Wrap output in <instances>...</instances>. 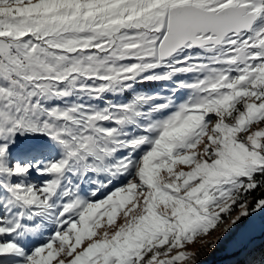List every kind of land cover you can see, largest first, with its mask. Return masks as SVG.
<instances>
[{
    "label": "snow or ice",
    "instance_id": "6c2138e0",
    "mask_svg": "<svg viewBox=\"0 0 264 264\" xmlns=\"http://www.w3.org/2000/svg\"><path fill=\"white\" fill-rule=\"evenodd\" d=\"M264 264V0H0V264Z\"/></svg>",
    "mask_w": 264,
    "mask_h": 264
},
{
    "label": "trees",
    "instance_id": "16d2710c",
    "mask_svg": "<svg viewBox=\"0 0 264 264\" xmlns=\"http://www.w3.org/2000/svg\"><path fill=\"white\" fill-rule=\"evenodd\" d=\"M205 261V264H223L224 260L226 259V251L222 246L217 252L212 255L211 257L202 258Z\"/></svg>",
    "mask_w": 264,
    "mask_h": 264
}]
</instances>
